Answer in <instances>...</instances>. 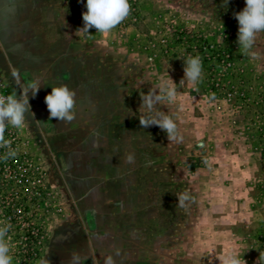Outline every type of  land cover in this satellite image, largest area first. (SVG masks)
Wrapping results in <instances>:
<instances>
[{
  "label": "rangeland",
  "instance_id": "1",
  "mask_svg": "<svg viewBox=\"0 0 264 264\" xmlns=\"http://www.w3.org/2000/svg\"><path fill=\"white\" fill-rule=\"evenodd\" d=\"M85 3L0 0V95L40 81L25 127L5 132L18 155L0 159V221L11 224L13 264H70L73 251L80 264L108 256L115 264H221L229 251L257 264L264 33L258 58L238 52L233 14L245 0L226 8L223 0H129L130 16L103 35L76 32ZM207 42L219 56L206 53ZM187 55L202 58L197 86L179 84ZM167 74L177 99L162 110L180 142L139 121L141 93ZM61 84L76 92L68 125L49 120L45 104ZM183 193L192 199L181 207ZM32 225L43 235L27 232Z\"/></svg>",
  "mask_w": 264,
  "mask_h": 264
},
{
  "label": "clouds",
  "instance_id": "2",
  "mask_svg": "<svg viewBox=\"0 0 264 264\" xmlns=\"http://www.w3.org/2000/svg\"><path fill=\"white\" fill-rule=\"evenodd\" d=\"M228 0H223L226 8ZM11 6V0H9ZM86 11L82 13L83 27L76 32L85 35L91 34L90 29L101 35L110 33L113 29L123 23L131 14L129 0H86L84 4ZM238 22L237 44L238 52L250 59L258 58L253 51L260 34L264 33V0H245V7L233 14ZM184 62V76L180 85L188 84L197 86L203 80V63L199 55H187L181 58ZM176 83L167 74V79L161 78L159 83L151 86L148 92L141 93L139 106L144 111L139 116L140 125L144 128L158 126L166 133L169 142H180L181 131L177 122L162 109L173 105L177 99ZM40 89V81H29L17 94L0 95V148L6 149L0 159L7 160L15 158L18 151L13 149L10 140L5 139V132L9 126L22 130L27 122L25 113H31L29 103V92L34 97ZM45 104L49 112V120L56 119L65 125L70 124L77 113L76 92L67 84L52 87L49 94L45 96ZM34 118V113H32ZM134 161L133 155L127 156V162ZM178 206L184 207L186 202L191 201L187 193L177 195ZM11 224L0 221V264H13L12 245L9 232ZM244 254V253H243ZM243 254L229 251L221 258V264H247ZM119 255V252H117ZM264 262V254H260L257 264ZM70 264H80V256L76 251L71 253ZM105 264H115L113 258H105Z\"/></svg>",
  "mask_w": 264,
  "mask_h": 264
},
{
  "label": "built area",
  "instance_id": "3",
  "mask_svg": "<svg viewBox=\"0 0 264 264\" xmlns=\"http://www.w3.org/2000/svg\"><path fill=\"white\" fill-rule=\"evenodd\" d=\"M81 1H86V0H81ZM132 16H133V13H132ZM132 19H135L134 16ZM204 50L206 51V53H209L210 55L214 54L215 57L220 55V52L218 51L217 47L212 42H207L204 45ZM229 94H231V93H229Z\"/></svg>",
  "mask_w": 264,
  "mask_h": 264
},
{
  "label": "trees",
  "instance_id": "4",
  "mask_svg": "<svg viewBox=\"0 0 264 264\" xmlns=\"http://www.w3.org/2000/svg\"><path fill=\"white\" fill-rule=\"evenodd\" d=\"M26 201L29 202V199H26ZM37 227L38 226H35V225L30 226V228H32V231L27 230V232H31L32 234H36L37 236H40V234L43 235L41 228L40 227L37 228ZM26 229H28V228H26ZM28 244H29V242H28ZM31 258H33V257H28L27 259H31Z\"/></svg>",
  "mask_w": 264,
  "mask_h": 264
}]
</instances>
